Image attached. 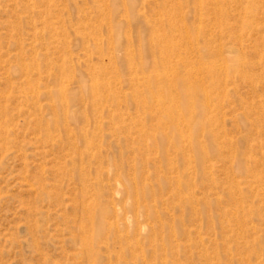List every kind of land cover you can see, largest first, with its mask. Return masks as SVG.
<instances>
[{
    "label": "rangeland",
    "instance_id": "374dc122",
    "mask_svg": "<svg viewBox=\"0 0 264 264\" xmlns=\"http://www.w3.org/2000/svg\"><path fill=\"white\" fill-rule=\"evenodd\" d=\"M199 1L0 0V264H264V90L208 136L185 43L264 1Z\"/></svg>",
    "mask_w": 264,
    "mask_h": 264
},
{
    "label": "bare ground",
    "instance_id": "6f19581e",
    "mask_svg": "<svg viewBox=\"0 0 264 264\" xmlns=\"http://www.w3.org/2000/svg\"><path fill=\"white\" fill-rule=\"evenodd\" d=\"M232 3L234 4V2ZM237 3L235 1V4ZM219 5H221L220 2ZM222 6L225 5L222 3ZM200 9L202 10V8ZM245 9L246 11H242L244 14L242 18L239 11H223L222 8L220 9L222 11H218V9L216 11H195L199 16V25L195 26L193 24L187 29L185 36L188 59L187 80L190 86V94L188 96H201L203 105L200 114L205 131L210 137L217 136L215 129L219 123V117L214 114H216V110L220 107V102L224 103L231 94H236L237 86H248L254 94L258 93V89L264 90V32L262 33L263 36L260 35L258 28L254 27L255 22L251 21V19L259 15L258 11ZM260 14L264 17V11ZM230 18H232L231 21L237 19L235 23H227ZM205 21L213 23L211 27L209 26L210 29L204 26ZM153 36V43H157L160 47V38L154 34ZM151 56H154V53H151ZM250 57L252 59L257 58V61L252 62ZM146 82L154 88L158 86V82H153L152 79H147ZM183 83L186 82L183 81ZM231 86L235 88L231 89ZM262 97L260 102L247 104V115H252V111L254 110L252 108L257 106L256 108L260 112L257 121L254 123L264 131V95ZM214 107L216 110H212ZM164 116L167 121L174 123L176 120L175 108L172 106L167 107ZM176 126H172L171 129L175 130ZM256 135H261V132L259 134L258 130V134L256 133ZM220 138L223 137L220 136ZM188 145L190 146V153L192 152L197 155L195 152L197 147L190 140H188ZM240 167L242 168L243 165Z\"/></svg>",
    "mask_w": 264,
    "mask_h": 264
}]
</instances>
